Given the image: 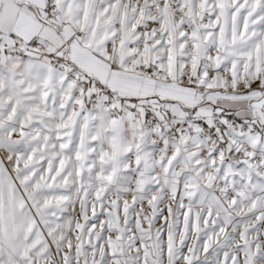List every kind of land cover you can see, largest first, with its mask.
<instances>
[{
	"label": "snow or ice",
	"instance_id": "6c2138e0",
	"mask_svg": "<svg viewBox=\"0 0 264 264\" xmlns=\"http://www.w3.org/2000/svg\"><path fill=\"white\" fill-rule=\"evenodd\" d=\"M0 264H264V0H0Z\"/></svg>",
	"mask_w": 264,
	"mask_h": 264
}]
</instances>
